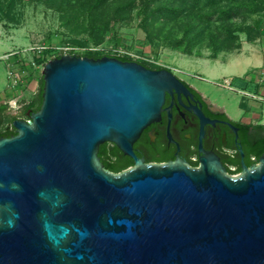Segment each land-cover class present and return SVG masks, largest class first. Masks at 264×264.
<instances>
[{
  "label": "water",
  "instance_id": "water-1",
  "mask_svg": "<svg viewBox=\"0 0 264 264\" xmlns=\"http://www.w3.org/2000/svg\"><path fill=\"white\" fill-rule=\"evenodd\" d=\"M43 80L40 110L0 138V264H264V155L231 177L211 154L192 168L134 152L183 79L69 54ZM107 142L140 167L106 169Z\"/></svg>",
  "mask_w": 264,
  "mask_h": 264
},
{
  "label": "rangeland",
  "instance_id": "rangeland-1",
  "mask_svg": "<svg viewBox=\"0 0 264 264\" xmlns=\"http://www.w3.org/2000/svg\"><path fill=\"white\" fill-rule=\"evenodd\" d=\"M59 3L61 0H54ZM118 1L110 0L99 11L100 15L110 18V30L101 44L77 46L73 41L88 39L84 27L71 31V24L63 19V14L54 2L47 0H0V80L5 71V87L0 99L15 96L17 90L8 86L5 55L10 51L19 53L14 61L24 70V85H32L37 91L42 82L48 61L58 58L62 51L52 47L70 45L77 50L69 54L84 55L87 50H100L108 55H133L172 70L176 75L196 87L212 103L224 107L234 120L254 117L255 111L261 116L253 118L254 123H264V101L256 100L245 93L264 94L262 66H252L264 59V13L261 14V37L249 41L246 34L239 33L240 47L234 50H216L208 36L199 39L193 52L185 51V46L177 48L174 43L181 39L183 21L172 23L155 22L149 34L143 26V1L136 0L127 11L119 7ZM82 0H64L73 9H81ZM175 2V1H173ZM105 18V19H106ZM258 18V16H256ZM232 27H244L241 20H235ZM247 23H251L250 21ZM209 31V30H208ZM218 29H212L217 35ZM219 43V42H218ZM42 51V52H40ZM38 55H42L39 57ZM131 57V56H130ZM46 62L44 67H35L32 62ZM154 61V62H153ZM233 78L231 90L220 86L223 79Z\"/></svg>",
  "mask_w": 264,
  "mask_h": 264
},
{
  "label": "trees",
  "instance_id": "trees-1",
  "mask_svg": "<svg viewBox=\"0 0 264 264\" xmlns=\"http://www.w3.org/2000/svg\"><path fill=\"white\" fill-rule=\"evenodd\" d=\"M54 2L63 14L66 24H71V31L77 33L76 29L84 27V32L88 34V39H78L73 41L77 46H89L90 43L95 46L104 42L108 31L110 30V18L100 15L99 11L103 6L108 4L110 0H82L81 9H73L68 4H64V0L59 3ZM114 1V0H113ZM143 1V26L150 34V28L155 22L172 23L183 21L181 29L183 36L175 41L177 48L185 46V51L193 52L199 39L208 36L216 47V50H234L240 47L239 33L246 34L249 41H255L261 37L260 23L261 14L264 13V0H141ZM175 1V2H173ZM136 0L118 1L119 7L124 11L130 8ZM258 16V18H256ZM106 18V19H105ZM235 20H241L246 24L244 27H232L236 25ZM251 23H247V22ZM212 29H218L215 35ZM209 30V31H208ZM219 42V43H218ZM77 48V47H75ZM78 56H87L91 58H100L111 56L119 58L123 61H136L144 66L161 69V65L150 63L142 59H134L128 55H106L100 50H87L84 55L74 52ZM61 57V56H60ZM44 80L39 87L38 93L23 108L19 115L8 113L6 105H0V138L11 137L17 134V130L13 126V121L18 118L29 120L30 116L40 110L43 101ZM255 127L264 131L263 124H257ZM110 143L107 142L100 147L99 157L106 169L119 173L123 170L122 166L113 163L109 159L111 150ZM118 151V148L116 147Z\"/></svg>",
  "mask_w": 264,
  "mask_h": 264
},
{
  "label": "flooded vegetation",
  "instance_id": "flooded-vegetation-1",
  "mask_svg": "<svg viewBox=\"0 0 264 264\" xmlns=\"http://www.w3.org/2000/svg\"><path fill=\"white\" fill-rule=\"evenodd\" d=\"M183 80L188 90L167 92L161 119L150 124L134 143V152L143 165L200 168L202 156L211 154L231 177H243L246 167L259 166L264 155V131L255 123L232 119L223 107ZM202 117L207 121L204 126ZM116 147L110 143L109 159L122 166V171L140 167L134 157Z\"/></svg>",
  "mask_w": 264,
  "mask_h": 264
},
{
  "label": "built area",
  "instance_id": "built-area-1",
  "mask_svg": "<svg viewBox=\"0 0 264 264\" xmlns=\"http://www.w3.org/2000/svg\"><path fill=\"white\" fill-rule=\"evenodd\" d=\"M54 50L62 51L63 54L69 55V53H72L73 51L77 50V48L72 47L70 45H64V46H59V47H52ZM42 52V51H40ZM19 52H12L10 51L5 55V59L7 60V76L9 79L8 86L11 90H17V94L13 97H9L6 101L5 104L8 107V111L12 115H19L23 108L35 97V95L38 93V91L32 86V85H24V70H21L17 67L16 62L14 61V56L18 54ZM128 56H131L133 58V55L130 53H127ZM122 55V54H118ZM41 57L42 55H38ZM154 62V61H153ZM45 61L44 62H38L39 66H37V62L33 60L32 64L35 67H44L45 66ZM262 70V81L264 82V64L261 67ZM233 78H226L223 79L222 82H219L218 84L222 87H226L231 90H236L235 87L233 86ZM244 94L250 96L253 99L264 101V94L259 95L256 93H245ZM264 125V123H263Z\"/></svg>",
  "mask_w": 264,
  "mask_h": 264
},
{
  "label": "crops",
  "instance_id": "crops-1",
  "mask_svg": "<svg viewBox=\"0 0 264 264\" xmlns=\"http://www.w3.org/2000/svg\"><path fill=\"white\" fill-rule=\"evenodd\" d=\"M264 64V59L261 60L260 62H258L257 64H252V66H262ZM6 71H7V65H6ZM2 74H3V78L0 80V95H3L4 93V87H5V83H6V80H5V71H2ZM11 96H8V97H5V98H1L0 99V105H6L5 104V101ZM7 106V105H6ZM224 108V107H223ZM225 109V108H224ZM256 113L254 114V117L252 116V114L250 115L249 118H242L241 120L242 121H247V122H252L254 123L253 121H251L253 118H256V116L260 117L261 116V113H259L258 111H255ZM9 113V111H8ZM255 124H260V123H255ZM263 124V123H262Z\"/></svg>",
  "mask_w": 264,
  "mask_h": 264
}]
</instances>
